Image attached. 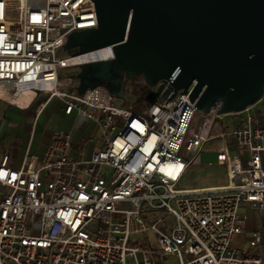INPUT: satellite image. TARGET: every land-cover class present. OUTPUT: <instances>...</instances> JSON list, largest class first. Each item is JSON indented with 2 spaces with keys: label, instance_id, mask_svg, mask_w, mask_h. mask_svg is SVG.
Returning <instances> with one entry per match:
<instances>
[{
  "label": "built area",
  "instance_id": "built-area-1",
  "mask_svg": "<svg viewBox=\"0 0 264 264\" xmlns=\"http://www.w3.org/2000/svg\"><path fill=\"white\" fill-rule=\"evenodd\" d=\"M96 25L91 0H0V98L13 105L23 87L30 101L43 95L17 162L0 148V264H264V237L252 227L244 251L231 245L248 228L244 206L264 218V94L260 117L255 105L229 114L225 130V115L202 114L188 93L142 114L115 106L103 85L79 94L58 70L110 59L112 46L57 52L72 31ZM55 96L75 124L33 153L37 119ZM211 139L227 183L177 187L189 155ZM148 232L154 243L131 239Z\"/></svg>",
  "mask_w": 264,
  "mask_h": 264
},
{
  "label": "water",
  "instance_id": "water-1",
  "mask_svg": "<svg viewBox=\"0 0 264 264\" xmlns=\"http://www.w3.org/2000/svg\"><path fill=\"white\" fill-rule=\"evenodd\" d=\"M97 25L72 31L62 52L111 45L78 63L75 90L123 97L126 81L154 87L149 105L187 94L202 114H238L264 94V0H91Z\"/></svg>",
  "mask_w": 264,
  "mask_h": 264
},
{
  "label": "rangeland",
  "instance_id": "rangeland-1",
  "mask_svg": "<svg viewBox=\"0 0 264 264\" xmlns=\"http://www.w3.org/2000/svg\"><path fill=\"white\" fill-rule=\"evenodd\" d=\"M66 54L62 52L61 49L58 50L57 56L64 57ZM77 71V67H68L61 68L58 70V77H73V74ZM76 81V80H75ZM154 87H148L146 85L142 86L140 83H135L132 81H126L124 86V95L123 97H113V104L120 108H126L129 110H133L134 112L142 114L143 111L147 108L149 103V98L153 92ZM42 93H39L38 98H42ZM47 97V94L45 95ZM17 102L22 103L24 100L17 99ZM11 106L10 102L6 99L0 98V148H9L11 149L12 162L10 165L15 164V161L19 159L20 156V148L21 142L25 138L26 133L23 129L26 128V123L29 125L31 118H34L35 112L34 110H27L23 118V123L20 126H16L18 123L13 121V119L9 120L5 115H7L8 111H6L7 107ZM60 107L61 100L58 97H52L47 106L42 111L39 117V124L41 123L44 126L45 130H52L57 128L61 123L60 118ZM9 110H14L10 108ZM19 110V109H18ZM255 116L260 117L262 114V104L260 102L255 104ZM224 118V120L222 119ZM222 118H217L222 125L223 130H225L224 121L226 118H230L229 116H223ZM67 122L70 127H73L75 124V118L73 115L68 117ZM25 125V126H24ZM31 130V129H30ZM80 130H83L80 129ZM94 136V146L99 149L102 145L101 133L96 128L93 130ZM215 133V132H214ZM21 138V139H20ZM37 138H34L36 141ZM218 139H211L206 142L201 149V151L196 155L195 158L192 155H189L190 159H193V164L189 167L187 173L183 176L181 181L178 183L177 187L179 188H190V187H198L205 186L211 184H224L226 183V170L223 166L216 164V148L219 145ZM13 144L11 147L10 145ZM250 220L252 221V228L255 229L259 234L264 237V218L257 216V214H253L250 216ZM254 232L252 230H246L238 234L234 241L232 242L233 247L240 248L241 251H244L247 247V239ZM155 234L152 233H142L135 236H132L131 239L134 243H139L143 241L153 242L155 241ZM127 264H133L131 259H127Z\"/></svg>",
  "mask_w": 264,
  "mask_h": 264
},
{
  "label": "crops",
  "instance_id": "crops-1",
  "mask_svg": "<svg viewBox=\"0 0 264 264\" xmlns=\"http://www.w3.org/2000/svg\"><path fill=\"white\" fill-rule=\"evenodd\" d=\"M32 94H33V92L31 90H28V91L26 90L24 92H21V94L19 96H17V98H14L13 99L14 103H16L17 105L16 104H13L12 105L10 103L11 106H8L7 107L6 111H8V113L5 116L9 120L13 119V121H15L17 123L19 122L17 125H15V127L16 126H20V124L23 123L22 121H24L23 118H25L24 115H25V112L27 110H34V108L36 107V104L38 103L39 98H36L33 101L32 100L30 101V99L32 97ZM18 98L21 99V100H24V102H22V103L17 102V99ZM10 108H13L14 110H9ZM60 111H61L60 112L61 123H60V125L57 128L52 129V130H45L44 126H42L41 123L39 124V117H40L41 114L39 115V117L37 119V123H36V129H35L34 135L32 136V142H31V148H30V151L31 152H33V153H39V152H41L42 149H43V147H44V145H45V143L47 142V140L49 139L50 135L54 131H56V130H64V129L70 128V125L67 122L68 117L70 115L69 116L64 115L62 113V108L61 107H60ZM71 115L74 116V114H71ZM33 120L34 119L31 118L29 120L30 122H28V123H30V129L32 127ZM90 128H92V126L87 127L86 130L88 131ZM30 129H29L28 133H26L25 138L21 142L22 145H21V148L19 150L20 151V155H21L23 149L26 147V144H27V141H28V138H29ZM34 138H37V140L34 141ZM79 138H80L79 133L78 132H75L74 142L71 145V148L69 150V155L70 156H75L76 149H77V146H78V143H79ZM11 146H12V144L10 145V147ZM5 148L8 149L9 154H10V156L12 158V155H11V152H10L11 149H9L7 147H5ZM16 162L17 161H15V163ZM226 183H227V180H226ZM226 183H224V184H215V185L214 184H211V185L198 186V187H190V188H199V187L200 188H204V187H210V186L211 187L212 186H223ZM242 210H244L247 213V215H248V221H249L248 228H247V230H248V229H250L252 227V221L250 220V218H252V217H250V216H252L253 214L245 206L243 207Z\"/></svg>",
  "mask_w": 264,
  "mask_h": 264
},
{
  "label": "trees",
  "instance_id": "trees-1",
  "mask_svg": "<svg viewBox=\"0 0 264 264\" xmlns=\"http://www.w3.org/2000/svg\"><path fill=\"white\" fill-rule=\"evenodd\" d=\"M141 84V83H140ZM142 86H144L145 84H141ZM242 115V114H240ZM228 116V115H227ZM24 131L28 132L29 131V125L26 124V128L24 129ZM13 145V144H12Z\"/></svg>",
  "mask_w": 264,
  "mask_h": 264
},
{
  "label": "bare ground",
  "instance_id": "bare-ground-1",
  "mask_svg": "<svg viewBox=\"0 0 264 264\" xmlns=\"http://www.w3.org/2000/svg\"><path fill=\"white\" fill-rule=\"evenodd\" d=\"M26 90L28 91V90H30V89H27L26 87H23V88H22V91H23V92L26 91ZM15 104H16V103H15ZM214 113H215V112H214ZM210 187H211V186H210ZM212 187H213V186H212ZM207 188H209V187H207Z\"/></svg>",
  "mask_w": 264,
  "mask_h": 264
}]
</instances>
